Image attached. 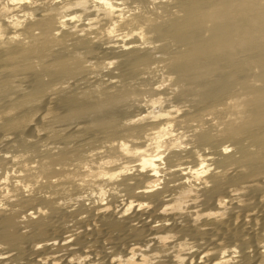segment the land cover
I'll use <instances>...</instances> for the list:
<instances>
[{
  "label": "bare ground",
  "instance_id": "obj_1",
  "mask_svg": "<svg viewBox=\"0 0 264 264\" xmlns=\"http://www.w3.org/2000/svg\"><path fill=\"white\" fill-rule=\"evenodd\" d=\"M4 135L19 263L264 264V0H0Z\"/></svg>",
  "mask_w": 264,
  "mask_h": 264
},
{
  "label": "rangeland",
  "instance_id": "obj_2",
  "mask_svg": "<svg viewBox=\"0 0 264 264\" xmlns=\"http://www.w3.org/2000/svg\"><path fill=\"white\" fill-rule=\"evenodd\" d=\"M40 133H42V132H40ZM7 136H9V135H4V136H2L1 137V139H0V143H1V140L3 139V140H10V138H13L14 137V139L16 138L15 136H9L8 138H7ZM17 139V138H16ZM46 140H48V139H45V141ZM230 142V141H229ZM228 143V142H227ZM113 245H114V248H113V246H112V248L110 247L108 250H110L111 252H112V254L113 253H115V255L114 256H119V254L120 253H122L123 251H124V247H127V246H129L130 245V243H113ZM6 247H8L7 249L8 250H3V251H0V259H2L3 257H6V260H9V261H11V263H0V264H24V263H19V262H21L20 260H21V257H22V259L23 260H26V259H28V258H30V256H32V255H29V254H26L27 256L25 257V258H23V254H22V252H21V250L19 249V246L18 245H12V244H7L6 245ZM118 248H121V249H118ZM9 249H11V250H9ZM18 249H19V252L20 253H18ZM112 249V250H111ZM117 249V250H116ZM122 249H123V251H122ZM107 250V251H108ZM119 250H121V251H119ZM115 251V252H114ZM17 253V254H16ZM11 254V256H15V257H9V255ZM21 254V255H20ZM17 257V258H16ZM15 261V262H14ZM13 262V263H12ZM17 262V263H16Z\"/></svg>",
  "mask_w": 264,
  "mask_h": 264
}]
</instances>
